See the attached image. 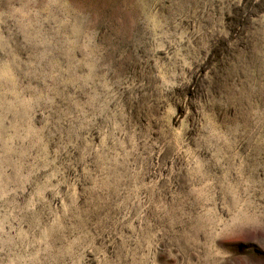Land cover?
Instances as JSON below:
<instances>
[{"label": "rangeland", "instance_id": "374dc122", "mask_svg": "<svg viewBox=\"0 0 264 264\" xmlns=\"http://www.w3.org/2000/svg\"><path fill=\"white\" fill-rule=\"evenodd\" d=\"M0 264H264V0H0Z\"/></svg>", "mask_w": 264, "mask_h": 264}]
</instances>
